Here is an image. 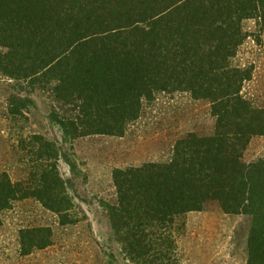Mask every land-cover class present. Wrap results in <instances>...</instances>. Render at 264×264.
<instances>
[{
  "label": "trees",
  "instance_id": "1",
  "mask_svg": "<svg viewBox=\"0 0 264 264\" xmlns=\"http://www.w3.org/2000/svg\"><path fill=\"white\" fill-rule=\"evenodd\" d=\"M247 19L264 27V0H0V76L47 94L65 140L120 136L159 93L210 103L212 135L176 141L168 161L113 170L116 201L105 208L135 264H172L175 224L212 200L251 217L247 264H264V158L242 159L251 137L264 135V109L243 98L250 72L232 64ZM7 103L16 120L29 100L10 94ZM18 146L26 176L0 173V213L33 198L73 223L59 146L36 133ZM19 232L22 255L53 243L50 227Z\"/></svg>",
  "mask_w": 264,
  "mask_h": 264
},
{
  "label": "rangeland",
  "instance_id": "2",
  "mask_svg": "<svg viewBox=\"0 0 264 264\" xmlns=\"http://www.w3.org/2000/svg\"><path fill=\"white\" fill-rule=\"evenodd\" d=\"M259 19L242 22L247 34L232 64L250 72L241 95L252 107L264 109V27ZM17 94L29 100L24 117L14 120L7 98ZM53 102L41 91L18 88L0 76V173L12 181L24 179L18 141L36 133L55 142L61 151L60 177L72 200L73 223L60 224L58 216L33 198L13 202L0 213V264H135L127 259L111 229L106 204L116 201L112 173L116 168L168 161L176 141L188 134L210 136L215 117L207 100L189 92L159 93L143 103L139 117L126 124L122 135H86L65 140L50 120ZM264 158V135L252 136L242 159ZM22 161V160H21ZM251 217L230 214L217 201H207L200 211L187 212L174 226L175 255L172 264H247V238ZM46 226L53 243L22 255L20 229Z\"/></svg>",
  "mask_w": 264,
  "mask_h": 264
}]
</instances>
